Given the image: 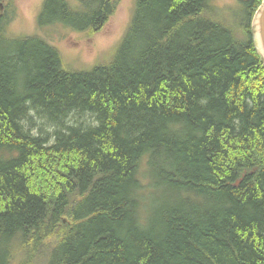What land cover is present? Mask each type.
<instances>
[{"label": "trees", "instance_id": "trees-1", "mask_svg": "<svg viewBox=\"0 0 264 264\" xmlns=\"http://www.w3.org/2000/svg\"><path fill=\"white\" fill-rule=\"evenodd\" d=\"M262 1L135 0L82 69L0 18V264H264ZM116 5L46 0L38 25Z\"/></svg>", "mask_w": 264, "mask_h": 264}, {"label": "rangeland", "instance_id": "rangeland-1", "mask_svg": "<svg viewBox=\"0 0 264 264\" xmlns=\"http://www.w3.org/2000/svg\"><path fill=\"white\" fill-rule=\"evenodd\" d=\"M73 1L70 0L71 3ZM114 1L117 2L114 13L100 31L92 33L82 27L79 30L65 27L59 22L57 26L41 29L38 16L46 0H0V18L8 21L10 35L42 37L60 52L68 64L82 69V66L91 67L107 60L131 24L135 0ZM238 1L240 0H216V3L227 9ZM81 11L80 8L78 12ZM234 15L241 16L242 11L235 10Z\"/></svg>", "mask_w": 264, "mask_h": 264}, {"label": "water", "instance_id": "water-1", "mask_svg": "<svg viewBox=\"0 0 264 264\" xmlns=\"http://www.w3.org/2000/svg\"><path fill=\"white\" fill-rule=\"evenodd\" d=\"M256 49L264 62V0L252 19Z\"/></svg>", "mask_w": 264, "mask_h": 264}]
</instances>
